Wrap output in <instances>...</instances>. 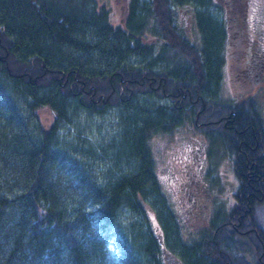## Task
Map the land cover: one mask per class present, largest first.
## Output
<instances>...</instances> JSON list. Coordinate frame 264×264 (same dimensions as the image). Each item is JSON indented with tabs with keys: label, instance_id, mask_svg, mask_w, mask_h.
<instances>
[{
	"label": "trees",
	"instance_id": "1",
	"mask_svg": "<svg viewBox=\"0 0 264 264\" xmlns=\"http://www.w3.org/2000/svg\"><path fill=\"white\" fill-rule=\"evenodd\" d=\"M251 1L127 0L114 24L105 3L87 6L95 0H0V81L10 90L0 93V264H112L109 224L125 205L157 219L139 232L149 264H165L167 251L180 252L185 264H264L255 213L264 201V117L252 91L241 100L222 95L228 65L237 79L264 86V34L251 32ZM184 8L196 27L191 35L180 20ZM88 24L108 47L81 36ZM93 49L109 57L97 69L80 54ZM144 94L160 102L145 106ZM17 95L27 99V114ZM70 99L98 113L124 103L147 114L128 117L135 171L108 185L72 165L74 186L55 177L54 164H69L58 155L57 132ZM38 110L49 111L48 123ZM186 122L220 139L239 179L233 207L187 240L181 219L170 215L151 147L156 134ZM159 224L163 231L154 233ZM249 242L253 259L242 253ZM122 251L119 264H132Z\"/></svg>",
	"mask_w": 264,
	"mask_h": 264
},
{
	"label": "rangeland",
	"instance_id": "2",
	"mask_svg": "<svg viewBox=\"0 0 264 264\" xmlns=\"http://www.w3.org/2000/svg\"><path fill=\"white\" fill-rule=\"evenodd\" d=\"M126 1L95 0L87 6L91 7L93 3L94 5L105 3L109 9L110 22L116 24L124 15ZM190 15V10L184 8L181 11L180 20L186 25V32L191 35L196 27ZM246 18L252 34L260 32L264 34V0H252ZM96 28L94 25H86L81 36L98 43L99 47H108L109 42L105 41L103 35L94 33ZM70 51L73 49L71 48ZM98 51L93 49L90 53H80L86 66L97 69L100 67L99 62L109 60V57L104 56L103 58L100 49ZM73 53H76L75 50ZM138 57L129 56L132 62H138ZM235 73L232 65L226 67L223 97L241 100L247 99L251 93L256 94L264 117V86L261 87L256 83L252 85L248 80L237 79L239 76ZM1 78L0 93L10 94L5 77ZM259 79H264V77L259 75ZM139 97L145 106L160 102L147 94ZM14 99L20 102L22 112L27 114L30 110L25 103L27 99H21L18 95L14 96ZM67 106V116L59 121L57 152L58 155L65 156V162L69 164L59 162L52 166L56 178L67 180L71 185L73 176L68 173V166L72 165L83 172L86 177H90V180H95L96 184L108 185L120 176L136 170L138 160L136 156H133L130 145L126 141L131 138L130 132L133 130L128 117L137 115L135 118L139 120L147 115L145 112L140 110L137 113L136 108L124 103L109 107L103 113L80 107L72 99ZM38 114L43 116L44 120L46 117L47 123L52 118L46 110H38ZM132 120L135 121L134 118ZM200 141L205 145L204 150L209 151L208 154L201 160L196 158V154L189 158L188 151L192 147L197 148ZM151 147L166 200L173 207L170 215L173 220L179 217L186 228V235L180 231L183 238L187 240L193 235L191 233L209 227L210 222L220 210L228 212L233 207L239 179L235 173L230 153L225 150L220 139L207 135L205 137L195 129L192 123L186 122L171 133L156 134L151 139ZM201 148L203 149V146ZM201 156H203L202 153ZM148 212L149 218L127 205L117 210L109 224L110 241L108 244L116 256L119 257V253L123 252L124 248L127 253L126 258L130 259L132 264H149L138 244L139 232L145 227L144 223L147 221L146 225L149 223L151 227L156 223L153 213L150 210ZM255 213L257 222L264 228V201L257 206ZM166 232L171 235V232ZM172 233L175 234L173 231ZM169 239L172 244L177 245L178 236H172V239L169 236ZM246 246L247 248L242 253H245L249 259H253L252 251L255 250L253 245L249 242ZM118 257L114 258L112 264H119ZM165 264H167L166 261Z\"/></svg>",
	"mask_w": 264,
	"mask_h": 264
},
{
	"label": "flooded vegetation",
	"instance_id": "3",
	"mask_svg": "<svg viewBox=\"0 0 264 264\" xmlns=\"http://www.w3.org/2000/svg\"><path fill=\"white\" fill-rule=\"evenodd\" d=\"M203 136H205V135H203ZM206 137V136H205ZM206 140V139H205ZM206 142V141H205ZM198 145L199 146H197V148L196 147H192L189 151H188V153H187V156L190 158V157H192V155L193 154H196V158L198 159V160H201L204 156H206L207 154H208V152H207V149L206 150H204V148H205V145H204V143L202 142V141H200L199 143H198ZM201 146H203V149L201 148ZM201 153L203 154V156H201ZM200 163H198V165H199ZM154 218L156 219V217L154 216ZM157 220V219H156ZM161 229V231H163L162 230V228H161V225L159 224L158 226H155L154 228H153V231H154V233H155V231H159ZM161 236H162V234L161 233H159ZM160 236V237H161ZM178 252H176V251H167V254L165 255V261L167 262V264H185V262H184V260H183V258H182V256L180 255V253L179 254H177ZM178 255V256H177ZM167 256H169L168 258H166ZM167 259V260H166Z\"/></svg>",
	"mask_w": 264,
	"mask_h": 264
},
{
	"label": "water",
	"instance_id": "4",
	"mask_svg": "<svg viewBox=\"0 0 264 264\" xmlns=\"http://www.w3.org/2000/svg\"><path fill=\"white\" fill-rule=\"evenodd\" d=\"M169 256H167V258H168Z\"/></svg>",
	"mask_w": 264,
	"mask_h": 264
}]
</instances>
